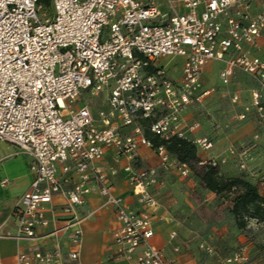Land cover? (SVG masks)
<instances>
[{
  "label": "built area",
  "instance_id": "obj_1",
  "mask_svg": "<svg viewBox=\"0 0 264 264\" xmlns=\"http://www.w3.org/2000/svg\"><path fill=\"white\" fill-rule=\"evenodd\" d=\"M261 3L0 0V142L14 146L12 155L27 156L32 174L29 189L12 210L17 225L10 236L27 242L18 250L17 264H81V223L92 215L84 209L89 194L112 208L118 223L112 234L115 259L174 264L151 242L152 209L158 202L150 186L158 171L136 169L132 161L147 147L161 170L174 166L183 176L190 172L164 145L154 148L146 128L161 139L178 136L204 150L212 147L207 138L188 135L198 122L188 126L182 118L189 104L216 91H201L200 76L211 60L223 63L222 85L230 84L235 70L251 80L248 101L235 118L254 116L259 128L226 151L241 174L258 189L264 187V162L252 164V148L264 139V61L252 52L264 32V8L251 12L253 4ZM175 58L183 60L178 79L168 74ZM100 93L103 107L94 109L84 101ZM230 101L238 104L239 92L230 94ZM108 149L115 162L129 161L124 169L138 211L115 194L99 165ZM226 161L225 156L204 162L219 166ZM220 263L252 264L248 245H239Z\"/></svg>",
  "mask_w": 264,
  "mask_h": 264
},
{
  "label": "crops",
  "instance_id": "obj_2",
  "mask_svg": "<svg viewBox=\"0 0 264 264\" xmlns=\"http://www.w3.org/2000/svg\"><path fill=\"white\" fill-rule=\"evenodd\" d=\"M262 8H264V3L253 4L251 12L255 14ZM252 52L264 61V32L258 40V46L252 49ZM182 61V58H175L171 61L168 66L169 76L174 79L180 77ZM222 67L223 63L216 60L209 61L203 67L200 76L201 91L211 87H215L216 91L203 96L200 102L189 104L182 111V118L188 126L198 122V126L188 132L192 139L207 138L212 141L213 145L209 149L200 148L199 150L198 148V155L202 161L206 158L220 159L226 156L227 161L219 166L227 165L240 173L234 160L227 155L226 148L229 144H239L249 139L257 129L254 116L244 121H238L235 118L241 106L248 101L252 83L249 76L235 70L230 84L222 85L219 80V71ZM233 92L240 94L238 104L230 101V94ZM225 98L230 103V112L235 121L240 122L243 127L251 128L252 133L235 142H230L224 133L222 142L219 143V137L216 136L220 130L224 129V125L213 116L214 111L211 106L216 100ZM217 124L219 127L216 126ZM14 153V146L0 142V181L4 178L10 180L5 186L0 184V225L4 235L0 239V264H17L18 250L27 246V242L15 240L10 236L15 234L17 225L12 210L24 192L29 189L32 180L28 157L23 155V158H17V155H12ZM255 159L257 163L263 162L264 157L259 156ZM128 163L129 161L125 158L115 162L113 151L108 149L99 165L109 174L115 194L122 197L129 209L138 211L140 206L132 194L128 172L124 169ZM254 163L256 164V162L252 164ZM132 165L136 169L151 167L158 171L156 182L150 186V192L158 202V205L152 209L154 235L151 242L160 248L174 264H221V260L229 256L241 244L248 245L252 264H263L261 255L253 248L252 242L235 225L234 217L230 212V200L224 202L219 200L220 197L206 190L192 172H189L188 176H183L174 166L169 170H161L158 158L150 148L141 147ZM112 170H115L114 174H111ZM224 175L237 176L232 171ZM200 191L211 198V230H209L208 239L199 238L198 234L199 227L207 222L200 211V203L197 199ZM259 192L262 195L264 187L260 188ZM102 204L103 200L97 194H89L86 198L84 209L91 211L92 215L81 223L83 240L80 249V263L135 264L130 260L114 258L112 234L118 227V223L112 208L104 207ZM173 232L176 235L170 241L169 235ZM202 241L211 242V260L202 259L199 254L197 246Z\"/></svg>",
  "mask_w": 264,
  "mask_h": 264
},
{
  "label": "trees",
  "instance_id": "obj_3",
  "mask_svg": "<svg viewBox=\"0 0 264 264\" xmlns=\"http://www.w3.org/2000/svg\"><path fill=\"white\" fill-rule=\"evenodd\" d=\"M145 136L152 142L153 147L164 145L176 161L185 164L201 182V185L219 197L230 196L235 225L239 229L247 227L248 222L264 221V195H261L257 185L245 177L226 176L219 172L217 166L204 162L198 155V146L190 139L173 136L167 140L152 133L149 128Z\"/></svg>",
  "mask_w": 264,
  "mask_h": 264
},
{
  "label": "rangeland",
  "instance_id": "obj_4",
  "mask_svg": "<svg viewBox=\"0 0 264 264\" xmlns=\"http://www.w3.org/2000/svg\"><path fill=\"white\" fill-rule=\"evenodd\" d=\"M85 96V95H84ZM83 99V98H82ZM84 101H86L91 107L94 109H99L103 107L105 104V95L100 93L95 96H85ZM211 108L214 111L215 118L224 125V129L220 130L219 134L216 136L219 137V143L222 142V138L225 133V136H227L230 139V142H235L237 140H240L242 137L249 135L252 133V129L249 127H243V125L240 122L235 121L234 116L232 115V112H230V103L228 100L220 99L216 100L215 103L211 106ZM237 110V109H236ZM256 123V121L254 120ZM256 130H258L259 126L256 123ZM223 145V144H222ZM221 147V146H220ZM223 148H221L222 150ZM200 150V148H199ZM253 157L259 158V156L264 157V139H258L257 145H255L253 148ZM23 158L22 154L17 155V158ZM16 158V157H12ZM208 161V158H206ZM257 164V159H255ZM261 162V161H260ZM264 162V160H263ZM262 162V163H263ZM255 164V163H254ZM255 164V165H256ZM218 170L221 174L224 175V173H228L232 171L234 174L241 175L239 172L237 173V170H233V168H230V166L223 165V166H217ZM231 169V170H230ZM262 195H264V192H262ZM197 199L200 203V211L203 213L204 218H206L207 222L203 225H201L198 229L199 238L206 237L208 239L209 236V230H211V198L207 197L203 194V192L200 191V193L197 196ZM219 200L221 201H229L230 196L220 197ZM243 235L248 238L253 245V248L257 251L258 254H260L262 258V262L264 264V221L256 223L254 221H249L247 224V227L244 229H240ZM206 246L211 247V242L208 241H202L198 244L197 248L199 250V254L202 256V259H210L211 260V252H208L206 249Z\"/></svg>",
  "mask_w": 264,
  "mask_h": 264
}]
</instances>
